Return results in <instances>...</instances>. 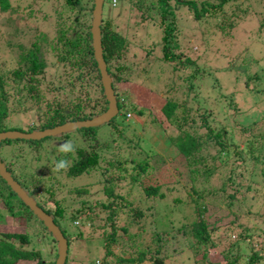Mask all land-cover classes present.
Wrapping results in <instances>:
<instances>
[{
  "label": "rangeland",
  "instance_id": "obj_1",
  "mask_svg": "<svg viewBox=\"0 0 264 264\" xmlns=\"http://www.w3.org/2000/svg\"><path fill=\"white\" fill-rule=\"evenodd\" d=\"M165 1H168L170 7L165 16L168 17L167 21L171 19L168 15L175 16V34L181 40L179 50L182 51L181 57L192 56L201 66L202 72L197 74V81L191 88L188 86L189 81L186 77L188 73L185 68L178 64L174 69L170 67V64L161 60L160 54H157L160 50L154 43L161 30L158 18L164 0H117L114 5L111 0H104L102 22L109 20L114 30L129 36L125 56L119 59L125 65L127 64L128 70L125 72V77H128L129 81L122 87L117 85V88L119 91L123 89L121 92L129 94L138 103H145L152 107L161 105L165 99H160L158 96L163 97L164 95L168 98L175 96L179 100L188 95L187 101H189L197 88L199 94H203L205 103L208 102L207 108L211 116L220 123L219 125L236 133H239L238 128L242 125L251 127L241 140L236 136L234 143L238 148L247 147L246 157L249 159V171H245L246 164L234 154L236 148L232 146L231 154L223 163L220 164L218 160L214 161L216 167L212 172L205 175L196 174L192 178L188 175V167L183 159L177 161V158H174L176 145L160 137V127L152 125L154 126L152 128L149 123L143 126V122L148 120L150 115L146 112L143 115L133 114V118L129 120V122L135 120L133 131L127 134H139L143 139L152 143L154 146L152 148L159 153L150 159L154 167L152 169L149 167L147 177L142 178V181L144 185L160 184L159 191L163 193V197L155 199L154 202L152 197L147 199L149 204H152V207L146 210L151 217L149 215L146 219L140 220L139 225H129L128 231L135 234L129 237V234L120 228L127 225L126 220L130 219L128 217L130 211L127 206L122 205L124 202L122 199H117L113 203L120 210L117 215H113L112 220L107 219L109 212L101 210L98 205H94L93 211L89 214L82 212L79 215L75 212L78 207H81L80 203L83 200L94 203L105 199L102 190L104 185L110 186V184L105 180L109 173L103 171L105 167L103 162L100 163V167L88 172L67 176L65 172L51 171L53 162L58 160V157L62 158L55 151L56 147L55 149L53 147V143H57L56 140H51L50 143L42 142L41 146H38L39 157L37 158L34 157L37 151L31 146L17 144L19 147L15 146L14 154H12L8 145L1 147L3 145L1 144L0 157L21 180L31 177H38L41 180L40 182L34 181L37 183V189L33 191L35 196L47 207L53 208L58 202L63 208L64 214L58 218L67 236H71L68 239L65 264H225L227 260L224 259L222 250L228 248L238 237L241 225H247V228L249 226L251 231L248 228V232L253 234L254 241L262 242L264 248V184L259 177V171L262 170L259 168H264V25L261 27V32L257 31L259 23H264V0L230 1L218 13L204 14L199 19H195L193 12L185 5H176L175 0ZM51 2V0H10L9 8L0 10V71L7 74L10 68L17 66V61L21 59V52L32 47V43L37 40L40 49L37 53L46 61L43 83L47 81L61 83L60 77L65 72V68L59 67L61 64L57 59L56 30L48 18L42 19L44 12L50 11ZM29 9L34 12L33 17L28 14ZM240 11L246 12L243 15ZM143 15L146 17H142ZM237 15L242 17L233 26H229V18L232 19ZM53 45L56 46L55 49ZM113 63L115 64V61ZM256 76L259 79H256ZM145 83H149V88L152 89L151 94L147 93V96L145 95L147 89L144 87L148 85ZM6 90L9 91V95L15 92L12 84H6ZM22 92L23 90L20 93ZM187 92L190 93L187 94ZM13 95H10L7 107L10 109L13 104L14 110H10L8 117L5 118L6 126L24 130L29 126H37L40 122L36 112L37 104L24 96L20 99L21 105L17 104V98ZM118 109L116 116L122 114L123 105L120 104ZM150 113L155 114L153 111ZM99 127L108 128L105 123L100 124ZM69 132L74 134L71 135L74 137L78 131ZM78 139L81 143L79 137ZM159 140L162 141L160 144ZM114 144V148L105 150L107 157L113 160L125 158L129 164L123 171L124 177L118 181L113 180L112 185L115 192L125 193L129 187L126 175L135 172L136 167L131 168V165H136L142 159L137 153L138 149L141 152L142 150L141 147L121 142V137L117 135ZM40 150L53 152L48 154L47 162L44 152L41 153ZM201 150L203 154H210L216 148L209 141ZM20 153L24 156V171L18 168V161L14 158ZM145 154L149 156L148 153ZM131 158H134V161H131ZM209 159L207 157L205 161ZM252 162L256 163L257 167L251 166ZM41 164L43 168L47 171L50 169V171L40 174ZM207 166L205 162H194L190 168L204 170ZM178 171L182 172L181 176L178 175ZM250 171L255 172L253 178L256 179L253 181L246 178ZM242 173L245 174L244 179L240 176ZM22 174H31V177H23ZM229 175L234 178L235 183H229ZM205 177L208 178L203 180ZM223 181L224 189H222ZM254 186L262 188L259 198L256 195L257 190L255 192L253 189ZM46 187L53 191V196L46 191ZM140 188L141 186H136L130 191L143 200L141 205L144 207L146 197ZM192 188L196 192H192ZM198 195H201L198 203L205 207L202 216L207 220L211 229L214 227L212 240L218 242L216 247L209 248L207 244H204L206 248L202 245L196 247L194 238L188 232L191 225L189 221L195 217L191 207L192 203L188 201H192ZM178 197L187 201L185 209L174 212L175 215L170 214L168 219L163 218L165 207H171V210L177 208L173 202ZM108 199L113 200L112 197ZM131 202V205L136 204V199ZM249 209L256 210L260 216L252 221L249 220L248 218H251L247 212ZM25 211L28 212L26 209ZM73 214L75 217H71ZM157 214H161L158 219L164 221L163 224L159 223L158 230L159 227L166 230L171 227L175 228L169 231L171 234H168L169 241L165 242V246L160 244L158 248V254L163 257L160 260L158 258L159 261L149 257L157 248L152 240V231L155 229L153 218H156ZM32 217L42 226L36 216ZM134 217L136 219V216ZM71 221L77 227H73ZM112 224L116 228V239L108 243L106 251L103 237L105 233L111 231ZM181 224L185 226L179 228ZM22 225L21 219L9 216L8 213L0 218V231L19 230ZM28 231L32 232V228L29 227ZM33 232L46 239L42 241L43 247L40 246V249L42 258L50 264V261L56 258V251L54 252L50 242L52 241L50 234L47 232L44 234L41 228ZM78 232L81 235L74 237ZM141 249L148 251L143 261L126 260L127 257L137 258ZM202 249L207 252L206 258H201V255L196 254ZM18 264H30V262L22 261Z\"/></svg>",
  "mask_w": 264,
  "mask_h": 264
},
{
  "label": "trees",
  "instance_id": "obj_2",
  "mask_svg": "<svg viewBox=\"0 0 264 264\" xmlns=\"http://www.w3.org/2000/svg\"><path fill=\"white\" fill-rule=\"evenodd\" d=\"M51 1L52 6L50 7V11L44 12L42 19L45 20L48 18L56 30L55 39L57 44V59L59 64H61L58 65L60 68L61 66L65 68V72H63L62 77H60L61 83L57 84L52 81H47L45 84L43 83L46 61L40 56V54L37 53L39 44H37V40L34 41L32 43V47H29L25 50V52H21V59L20 61H17V66L10 68L7 74L6 72L0 71V131L8 129H17L22 131L43 129L61 124L68 120L91 118L100 114L107 108V100L103 94L100 73L93 56V49L91 45L90 24L93 0ZM55 1H57L56 4ZM230 1L236 2L238 0H175V4L185 5L193 12V17L195 19H199L204 14L210 15L212 13H218L223 9V6L228 4ZM9 6L10 0H0V10H6ZM169 9L170 7L168 6V1L164 0V5L161 7V12L159 13L158 18L161 30L154 43L155 45H158V49L160 50V53L157 54H160L161 60L168 65L170 64V67H173L174 69L177 68L178 64H181L180 66L185 68L188 73L186 76L189 81L188 86L193 88V83L197 81V74L202 72V69L199 63H197V60L193 59L192 56L181 57L182 51H179L181 40H179L175 34V16L168 15L169 17L171 16V19L168 21V17H165L168 14ZM245 12L246 11H240L243 15ZM28 14L33 17L34 12L29 9ZM142 17L146 16L143 15ZM241 17L242 16L237 15L234 17L235 19L229 18L228 25L233 26V24L239 21ZM262 25H264V23L260 22L257 28L258 32H261ZM100 30L103 58L106 63V69L111 77V85L116 95L117 107L120 108V104L123 105L122 114L114 116L108 122H105V125L108 126L106 129L99 127V125L81 127L74 129L78 131L74 137L71 136L74 134H70L68 131L55 136H45L40 139L6 138L0 142V145L3 144L1 147L8 145L9 151L12 152V154H14V147H19L17 144H20L21 146L24 145L26 147L31 146L37 151V154L34 156L37 158L39 157L38 146H41L42 142L45 141L46 143H50L51 140H56L57 143H53L54 145L52 144L55 149L57 144L62 143L64 140H69L72 137L74 142L80 145L77 151L79 159L74 162L73 166L66 172V175H80L94 168L100 167V163L103 162L105 164L103 171L109 173L105 180L110 184V186L104 185L103 187L102 193L105 194V199L95 201L94 203H89L87 200H83L80 203L81 207H78L75 212L79 213V215L82 214V212L89 214L93 211V208L98 205L101 210H107L109 212L107 219L112 220L113 215H117L120 210V208L115 207L113 203L117 199H122L124 201L122 205L125 207L127 206L130 211L128 215L130 219L126 220L127 225H123L120 228L123 232L128 233L129 237H133L135 234H131V232L128 231L129 225H139L141 223L140 220L146 219L150 215L146 212V210H149L152 207V204H149L147 199L152 197L154 202L155 199L163 197V193L159 191L160 184L148 183L144 185V181H142V178L147 177L146 173L149 172V167H151V169L154 167V165L150 163V159L153 158V155L159 153L156 149L152 148L154 147L152 146V143L143 139L139 134H127L129 131H133L135 120L133 122H129V120L133 118V114L143 115L146 112L147 115H150L149 119L143 122V126L149 123L152 128L154 127L152 125L160 127V137H162V139L164 138L167 142L172 141L176 145V152L173 154L175 155L174 158H177V161L183 159L185 165L188 167V175H191L192 178H194L196 174L205 175L212 172L216 167L214 161L218 160L220 164L223 163L226 157L231 154L232 146H235L236 148V150H234V154L246 164L245 171H249V159L246 157L247 147L243 146L242 148H238V146L236 144L234 145V143L236 136H238V139L241 140L246 135L245 132H247L248 129L250 130L251 127L242 125L238 128L239 133H236L235 131L232 132L227 129L225 126L219 125L220 123L215 117L211 116V113L207 108L209 105L208 102L207 104L205 103L203 94H199V90L197 88L195 89V91H197L190 97L189 101L191 103L187 101L188 95H186V97L183 96L181 100L177 99L175 96L168 98L164 95L163 97L158 96V98H164L165 101L162 102L161 105L155 107L145 103H138L134 98H131L129 94L121 92L123 89L119 91L117 85L122 87L124 83L129 81V78L125 77V72L128 70L126 67L127 64L125 65V63L119 60L125 56L129 36L125 33H120L114 30L109 20L102 22V17ZM53 47L54 49L56 48L55 45H53ZM38 52H40V49ZM114 61L115 64L113 63ZM256 79H259V77L256 76ZM6 84H12V87L15 88V92L13 93L14 95H10L17 98V104L21 105L20 99H22V96L28 98L30 101H34L37 104L36 112L40 118V122L37 126H29L26 130L6 126L4 120L8 117L10 110H14L13 104L10 109L7 107L10 95L9 91L6 90ZM145 84L148 85L147 87H144L147 89V92H145V95L147 96V93L151 94L152 89L149 88V83ZM21 90H23L22 93H20ZM189 93L190 92H187V94ZM201 98L203 100H201ZM150 111H153L155 114L150 113ZM125 112L129 114L128 117L125 116ZM225 120H227L226 117ZM166 131H169V134H164ZM116 135L117 137H121V142L123 141V143L134 147H141L142 150V152L139 151V149L137 150L139 157L142 159L137 162L136 165H131V168L136 167L135 172L126 175L129 187L125 193L115 192L112 182L113 180H121L122 177H124L123 171L127 169V164H129V162L125 158L113 160L107 157L105 153V150H110L115 147L114 142ZM78 137L80 138L81 143H79ZM161 140H159V144L162 142ZM209 141L212 142V146H214L216 150L210 154H203L201 149L205 146V144H208ZM40 152H44L43 154L46 162L49 158L48 154L53 153L48 152L47 150H40ZM145 153H148L149 156ZM57 154L54 157V161L56 160ZM207 157L210 159L205 161ZM14 158L18 161V168L24 171V156L20 153L16 154ZM59 159L61 158L58 157V160ZM251 159L252 158H250V160ZM1 160L3 161V158H1ZM131 161H134V158H131ZM148 162L150 164H148ZM194 162H205L208 166L204 170L190 168ZM4 163L13 177L23 186L27 193L33 196L37 204L53 217L54 222L60 227L63 235L67 239V243H69L68 239L71 236H67L68 234H66L65 229L62 227L59 220V218L64 214L63 208L58 202H56L53 208L45 206L33 192L37 189V183H34V181L40 182L41 180L38 177L32 178L30 176L32 174L31 172V174H22L23 177L30 176L31 178H22L21 180V178L15 174L13 169L7 165L6 162ZM250 165L257 167V164L254 162ZM42 168L43 165L41 169H39L40 174L50 171V169L47 171L45 168ZM259 169L263 170L264 168L260 167ZM262 170L259 171V177L261 178L262 184H264V172H262ZM177 173L180 176L182 174L181 171H178ZM243 173L240 176H243L244 179L245 174ZM254 176L255 172L250 171L246 178L253 181L256 179L253 178ZM207 178L208 177H205L203 180H206ZM228 179L230 184L235 183L234 178L230 175L228 176ZM223 185L224 181L222 189L225 188V185ZM236 185L234 187H236ZM136 186H141L140 190L146 197L144 207L141 205L143 200L141 198H137L136 194L130 191ZM253 189L255 192L257 190L256 195L257 198H259L262 194V188L254 186ZM46 191L53 196L52 190L46 187ZM191 191L196 192L193 188ZM130 196L132 197L128 198ZM200 196L201 195H198L197 198H193L192 201H188L189 203H192V211L195 214V217L189 221L191 222V225L188 232L191 237L194 238L196 247L201 245L205 246L204 244L209 245V248L216 247L218 242H214L212 240V230L214 227L211 229L207 220L202 216V212L205 210V207L198 203V198ZM109 197H112L113 200H109ZM135 199L136 204L131 205V201H134ZM186 202V200L179 197L175 198L173 203L177 205V208L171 210V207H165V212L162 214V217L168 219L170 214L175 215L174 212H178L180 209H185ZM25 209L29 212V214L25 211ZM247 212L251 215V218H248L247 216V218L251 221L252 219H256L260 216L256 210L249 209ZM5 213H8L9 216L15 217L16 219H21L23 221V225L19 230L0 231V264H18L22 261H28L30 264H47L48 262L42 258L40 249V246L43 247L42 241L46 239H43L44 236H38L33 231L40 230L41 228L44 234L46 232L50 234V232L43 225L42 221L40 222L43 227L34 219V217H32L34 215L32 211L22 202V200L0 176V218ZM134 216H136V219ZM160 216L161 214H157V217L153 218L155 220V229L152 231V240L156 243L157 248L149 256L156 261L163 258L157 252L160 244L165 246V242L167 243L169 241L168 234H171L169 231H172L171 229H175L174 227H171L166 230L159 227L158 230L157 226L159 223H164L163 220L158 219ZM71 217H75V215L73 214ZM36 223L38 224L37 226ZM71 223L73 227H77L74 225V222L71 221ZM184 226V224H181L179 225V228H183ZM29 227L32 228V232L28 231ZM111 227V231L105 233L103 237L106 251L108 243L116 239V228L113 224ZM248 228L247 225H241L238 237L228 248H223V257L227 260L225 264H263V244L262 242L254 241L253 234L248 232ZM80 235L81 233L78 232L74 237H78ZM50 236L52 241L49 239L47 240L51 242L55 252L56 241L51 234ZM37 247H39V249ZM206 247L207 246H205V248ZM203 249L198 251L196 254L201 255V258H206L207 252ZM146 252L148 251L141 249L137 258L127 257L126 260L130 262L134 260L143 261ZM66 262L67 257L65 263ZM53 263L54 260L52 262L50 261V264Z\"/></svg>",
  "mask_w": 264,
  "mask_h": 264
},
{
  "label": "water",
  "instance_id": "obj_3",
  "mask_svg": "<svg viewBox=\"0 0 264 264\" xmlns=\"http://www.w3.org/2000/svg\"><path fill=\"white\" fill-rule=\"evenodd\" d=\"M104 0H93L91 11V45L93 56L95 58L99 73L103 94L107 100V108L91 118L68 120L61 124L47 127L43 129H33L30 131H22L17 129H8L0 131V142L6 138L15 139H40L45 136H55L60 133L68 132L81 127L98 126L108 122L111 118L118 114L116 95L111 85V77L106 69V63L103 58V49L101 45V17ZM0 176L22 200V202L32 211V213L42 221L43 225L50 232L56 241V258L53 264H65L68 251V243L63 235L60 227L54 222L53 217L44 211L36 202L33 196L27 193L23 186L12 176L11 172L6 168L4 162L0 159Z\"/></svg>",
  "mask_w": 264,
  "mask_h": 264
},
{
  "label": "clouds",
  "instance_id": "obj_4",
  "mask_svg": "<svg viewBox=\"0 0 264 264\" xmlns=\"http://www.w3.org/2000/svg\"><path fill=\"white\" fill-rule=\"evenodd\" d=\"M116 3H117V0H113V4H116ZM128 115L129 114L125 112V116L128 117ZM55 147H56V151L61 155L62 158L54 162V165L51 171H54L57 173H60V172L66 173L73 166L74 162L79 159L77 155V151L80 145L74 142L73 139H69V140H64L62 143L57 144Z\"/></svg>",
  "mask_w": 264,
  "mask_h": 264
},
{
  "label": "built area",
  "instance_id": "obj_5",
  "mask_svg": "<svg viewBox=\"0 0 264 264\" xmlns=\"http://www.w3.org/2000/svg\"><path fill=\"white\" fill-rule=\"evenodd\" d=\"M112 4H113V0H111ZM114 5V4H113Z\"/></svg>",
  "mask_w": 264,
  "mask_h": 264
}]
</instances>
